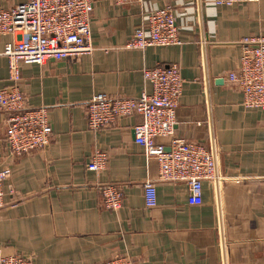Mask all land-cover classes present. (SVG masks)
Instances as JSON below:
<instances>
[{
    "label": "crops",
    "instance_id": "obj_1",
    "mask_svg": "<svg viewBox=\"0 0 264 264\" xmlns=\"http://www.w3.org/2000/svg\"><path fill=\"white\" fill-rule=\"evenodd\" d=\"M26 1L0 0V8ZM165 6L173 8L180 44L125 49L147 14ZM258 35H264V0L230 7L214 0L96 1L90 55L19 67L25 106L47 109L50 145L10 156L7 115L0 112V167L9 169L0 248L33 264H98L120 255L136 264H264V111L244 108L238 87L226 79L239 62V41ZM16 38L1 35L0 53ZM171 64L184 80L174 137L204 146L217 178L202 183L196 206L188 204L185 184L156 183V204L147 208L143 184L156 179L157 165L134 142L140 117L91 131L85 106L100 94L150 93L142 70ZM8 85L0 56V88ZM97 151L106 165L95 173L86 165ZM103 185L121 189L119 210L103 207Z\"/></svg>",
    "mask_w": 264,
    "mask_h": 264
},
{
    "label": "built area",
    "instance_id": "obj_2",
    "mask_svg": "<svg viewBox=\"0 0 264 264\" xmlns=\"http://www.w3.org/2000/svg\"><path fill=\"white\" fill-rule=\"evenodd\" d=\"M98 0H28L9 8H0V36L17 38L6 43L0 56L7 62L9 85L0 88V112L7 115L5 144L10 156L19 157L47 148L52 129L45 107L28 108L17 87L21 64L42 65L48 60L59 61L90 55L94 47L90 40L93 6ZM124 5L136 0H109ZM260 0H214L217 5L233 6L258 3ZM178 27L173 8L165 6L147 14L146 23L136 28L124 44L125 49L143 51L149 47L179 45ZM240 58L226 79L236 85L246 109L264 111V35L244 37L239 41ZM144 81L150 93L136 98L108 97L100 94L85 106L87 127L100 131L119 119L138 115L141 121L132 127L134 142L146 159L157 165L156 179L143 184L147 208L156 204V183L185 184L189 205H201L202 183L217 178L215 160L202 145L174 137L175 111L180 100L184 80L177 64L143 69ZM159 138H169L165 145ZM106 165L104 153L95 152L86 165L88 171L98 173ZM9 169L0 167V209L5 206L4 183ZM105 209L117 211L122 193L116 185L99 188ZM0 264H33L29 257L5 253L0 248ZM98 264H136L129 255L115 256Z\"/></svg>",
    "mask_w": 264,
    "mask_h": 264
}]
</instances>
